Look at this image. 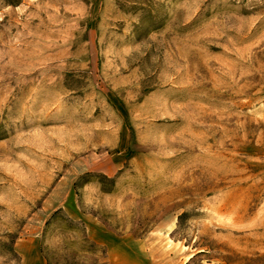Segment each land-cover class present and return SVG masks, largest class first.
Listing matches in <instances>:
<instances>
[{
  "label": "rangeland",
  "instance_id": "rangeland-1",
  "mask_svg": "<svg viewBox=\"0 0 264 264\" xmlns=\"http://www.w3.org/2000/svg\"><path fill=\"white\" fill-rule=\"evenodd\" d=\"M39 261L264 264V0H0V264Z\"/></svg>",
  "mask_w": 264,
  "mask_h": 264
},
{
  "label": "trees",
  "instance_id": "trees-1",
  "mask_svg": "<svg viewBox=\"0 0 264 264\" xmlns=\"http://www.w3.org/2000/svg\"><path fill=\"white\" fill-rule=\"evenodd\" d=\"M58 213V212H57ZM57 213L56 214H54V216L51 218V220L49 221V222H47V227L49 228V226L51 225V221H53V219H54V217H55V215H57ZM72 231H75L74 229L72 230Z\"/></svg>",
  "mask_w": 264,
  "mask_h": 264
},
{
  "label": "crops",
  "instance_id": "crops-1",
  "mask_svg": "<svg viewBox=\"0 0 264 264\" xmlns=\"http://www.w3.org/2000/svg\"><path fill=\"white\" fill-rule=\"evenodd\" d=\"M39 264H43V262L42 261H39Z\"/></svg>",
  "mask_w": 264,
  "mask_h": 264
},
{
  "label": "bare ground",
  "instance_id": "bare-ground-1",
  "mask_svg": "<svg viewBox=\"0 0 264 264\" xmlns=\"http://www.w3.org/2000/svg\"><path fill=\"white\" fill-rule=\"evenodd\" d=\"M238 181V180H237Z\"/></svg>",
  "mask_w": 264,
  "mask_h": 264
}]
</instances>
